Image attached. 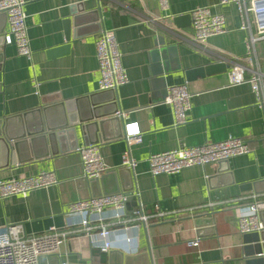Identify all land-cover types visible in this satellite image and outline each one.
Returning <instances> with one entry per match:
<instances>
[{
  "label": "crops",
  "instance_id": "obj_1",
  "mask_svg": "<svg viewBox=\"0 0 264 264\" xmlns=\"http://www.w3.org/2000/svg\"><path fill=\"white\" fill-rule=\"evenodd\" d=\"M24 1L32 61L20 56L15 44L4 42L8 24L0 17V121L8 134L22 127L33 134L21 145L16 163L8 164L0 151V180L53 171L59 184L27 197L0 199V226L22 224L27 237L45 235L53 227L65 228L72 203L119 190L133 198L127 215L141 203L150 217L147 226L134 231L133 248L117 236L114 248L103 252L89 237L78 235L65 242L61 256H44L40 264H120V253L126 264H264L257 256L264 241L242 235L237 224L239 207L264 201V107L250 83L229 82L234 61L248 56V35L241 29L238 7L222 6L220 0H169L171 18L161 20L157 0ZM204 7L224 14L228 32L199 47L183 39L191 35L192 26H175L172 19ZM98 8L100 20L94 15ZM104 30L116 31L129 77L115 93L102 92L99 86L96 41ZM252 59L253 65L243 63L246 80L253 76L252 67L264 75V41L257 42ZM222 62L228 66L225 72L187 79L191 71ZM184 83L193 95L192 109L188 122L176 126L165 99L169 87ZM112 99L115 106L109 103ZM93 104H104L105 113L118 108L121 118L109 123L105 139L94 144L116 171L104 174L102 183L84 177L81 156L72 147L86 146L80 121ZM66 114L77 124L72 138L59 142L34 134L40 122L50 128L63 125ZM129 123L139 124L142 137L130 147L138 161L132 173L122 167ZM232 137L248 141L252 153L178 174H150L147 159L153 154ZM159 211L166 213L162 221L155 217ZM111 215L106 211L105 222L112 230L121 229ZM194 241H199L198 247L190 246Z\"/></svg>",
  "mask_w": 264,
  "mask_h": 264
},
{
  "label": "built area",
  "instance_id": "obj_2",
  "mask_svg": "<svg viewBox=\"0 0 264 264\" xmlns=\"http://www.w3.org/2000/svg\"><path fill=\"white\" fill-rule=\"evenodd\" d=\"M157 1L163 13L161 20L170 19V1ZM228 4H235L238 7L242 20L241 29L248 35V56L234 61V66L229 72V82L231 85L250 83L259 105L264 107V75L257 68L252 67L250 71L253 76L250 80H246L244 74L247 68L243 65L245 62L253 65L252 56L255 45L257 42L264 41V0H220V5ZM24 5V0H0V14L6 16L8 24L4 42L15 44L18 54L32 61L33 51ZM191 19V35H184L183 39L199 47H206L209 39L228 32L224 14H215L208 7L194 10L191 13ZM96 58L101 75L99 82L101 91H117L129 82L115 30H104L98 37ZM35 87L38 89L39 84L36 83ZM36 94H39L38 90ZM192 97L187 83L167 89L165 104L171 107L176 126L188 122L192 109ZM121 116L124 115L121 114ZM126 130L125 138L129 148L122 155V167L133 172L138 166V161L132 157L130 147L142 142L141 130L138 123L126 124ZM77 151L81 156L84 177L87 180L99 179L111 170L99 146L86 145ZM250 153L252 149L248 141L232 137L221 142L205 143L193 147L184 145L178 149L153 154L147 159V163L150 174L157 177L163 174H178L193 167L205 168ZM58 184L59 180L53 171L41 172L35 176L0 180V199L12 196L27 197L33 191ZM129 196L127 193L107 194L72 203L66 213L65 228L53 227L47 234L41 236L27 237L22 224L0 226V264H40L44 256H61V249L65 242L70 237L78 235L89 237L92 245L101 247L103 252L114 248L113 238L117 236H123L129 248H133L136 241L134 231L140 226H147L150 217L145 214L141 203L131 215H127ZM208 206L211 209L214 208L212 203ZM108 210L112 212L111 219L122 225L121 229L112 230L105 222ZM262 211H264V201L259 200L237 209V224L242 235L260 234L264 231V223L260 217ZM165 216L166 213L162 211L155 215L160 221L164 220ZM190 246L198 247L199 241L190 243Z\"/></svg>",
  "mask_w": 264,
  "mask_h": 264
},
{
  "label": "water",
  "instance_id": "obj_3",
  "mask_svg": "<svg viewBox=\"0 0 264 264\" xmlns=\"http://www.w3.org/2000/svg\"><path fill=\"white\" fill-rule=\"evenodd\" d=\"M94 15H96V19H101V15H102V9L98 8L97 11L94 12ZM0 17L6 19V16L4 14H0ZM172 23L175 26L178 27H183V28H187V27H191L192 26V19H191V15H186V16H179V17H175L172 19ZM69 25V24H68ZM69 28H68V33H67V41H69ZM2 57V54H0V58ZM228 69V66L226 63L222 62V63H211L208 66H205L201 69H197L194 71H191L188 76L187 79L190 80L192 78H194L196 75H200V76H205L208 73H220V72H225ZM102 92H108V93H115L116 91H102ZM109 103L113 104L115 106V99H112L109 101ZM92 110L88 112L86 119L81 120L80 124L82 125V129L86 138V145H94V144H98L100 142V140L105 139L104 134L107 131V127L109 125V123L112 122H120L121 118L118 117L117 115L120 113V110L118 108H115L114 111H112L111 113H105V106L104 104H93L92 105ZM37 113H42V111H37ZM68 115L66 114V117ZM70 116L67 117V121L63 124V125H59L56 128H50L48 125V127H46V125L43 122H40V126L37 128V131H34L36 135H41L43 138L48 137L49 139L54 138L57 139L59 142H63V140L65 141V139L72 138V135L74 136L76 134V128L75 126L77 125L76 123L72 122L70 120ZM3 122L0 121V151H2L1 154L6 155V157L8 158V164L10 163V161H12V163H16V161L18 160L19 154H20V148L21 145L23 144V142L25 141L26 138L31 137L33 133H31V131L28 130V128H20L19 132L15 133V134H8L5 130V128L3 129ZM49 132L47 136L45 133ZM51 132V133H50ZM74 150H78L80 148L78 143H73L72 145ZM128 173H132L129 170H126ZM115 173L116 171H108L107 173ZM103 177V176H102ZM104 181V178H100V179H94L91 182L94 183H102ZM120 191H115L112 192L117 194ZM104 195H107L106 193H104ZM133 201L132 196H129V200H128V204H130ZM260 217L261 220L264 223V211H262L260 213ZM248 235H256L257 238H261L262 241H264V231L260 234L258 233H254V234H248ZM258 241V240H257ZM117 251H111V253H114ZM122 256V260L120 262V264H126L127 258L125 257L124 253H120ZM264 254V244H263V250L257 253V256L260 260H262L264 262V256H260ZM148 256V255H147Z\"/></svg>",
  "mask_w": 264,
  "mask_h": 264
}]
</instances>
